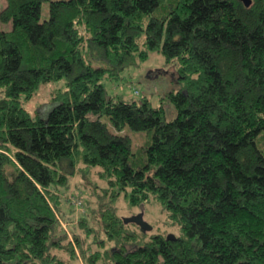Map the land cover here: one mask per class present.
<instances>
[{
    "label": "trees",
    "instance_id": "obj_1",
    "mask_svg": "<svg viewBox=\"0 0 264 264\" xmlns=\"http://www.w3.org/2000/svg\"><path fill=\"white\" fill-rule=\"evenodd\" d=\"M0 22V264H264V0H5ZM154 51L176 60L172 119L104 83ZM61 79L44 118L23 106ZM76 175L94 219L73 220ZM120 197L157 201L175 239Z\"/></svg>",
    "mask_w": 264,
    "mask_h": 264
},
{
    "label": "rangeland",
    "instance_id": "obj_2",
    "mask_svg": "<svg viewBox=\"0 0 264 264\" xmlns=\"http://www.w3.org/2000/svg\"><path fill=\"white\" fill-rule=\"evenodd\" d=\"M48 4V1H45L41 5V21L48 17ZM4 6L5 0H0V10ZM0 28L4 31H8L11 29V23L0 22ZM104 83L110 95H118L129 100H139L140 98L146 97L152 106H163L167 119L174 118L176 114L173 104L164 97L166 92L175 90L179 87L176 60L166 62L159 52H150L145 61L138 62L136 65L124 69L117 80L107 81L104 79ZM63 86L64 79L47 83L39 88L32 99L23 102V106L29 110L30 113L38 114L40 117L44 118L53 106L51 99L52 92L57 88H63ZM102 119L108 123L110 129L114 130L107 117H103ZM122 134H126L132 139V147L134 149L150 139V133L148 131H134L129 127H125ZM82 180L83 179L76 175L71 179L70 184V199L72 197L78 198V196H81L82 199L81 207L76 206L73 202L71 205L74 209L72 216L75 222L78 220L80 212L86 214V217L90 219L99 216V201L96 193H101V191L99 189L94 190L89 184L88 186H84V180ZM94 180L99 186H103L104 183L93 173L92 181ZM79 183H82L80 190L75 188L76 184ZM101 199L99 200H104ZM115 205L117 213L122 218H129L137 214H142L143 219L152 226L151 231L146 232L147 234L153 232L162 233L164 236L170 233L175 235L178 234L176 226L167 224L166 213L162 210L161 205L153 198H150L148 202L142 205L129 206L127 201L123 197H120ZM66 210L68 211L67 208ZM130 227L136 228L137 225H130ZM61 254L66 257L65 253L61 252Z\"/></svg>",
    "mask_w": 264,
    "mask_h": 264
},
{
    "label": "water",
    "instance_id": "obj_3",
    "mask_svg": "<svg viewBox=\"0 0 264 264\" xmlns=\"http://www.w3.org/2000/svg\"><path fill=\"white\" fill-rule=\"evenodd\" d=\"M240 1H242L246 6H248L251 2V0H240ZM123 220L125 223H134L139 227L140 231L143 233L151 231L152 229V226L143 219L142 214H137L129 218H123ZM167 239L174 240L175 239L174 234L172 233L167 234Z\"/></svg>",
    "mask_w": 264,
    "mask_h": 264
},
{
    "label": "built area",
    "instance_id": "obj_4",
    "mask_svg": "<svg viewBox=\"0 0 264 264\" xmlns=\"http://www.w3.org/2000/svg\"><path fill=\"white\" fill-rule=\"evenodd\" d=\"M74 198V199H73ZM71 200H72V202L76 205V206H78V207H81L82 206V201L80 200V199H78V198H76V197H72L71 198Z\"/></svg>",
    "mask_w": 264,
    "mask_h": 264
}]
</instances>
